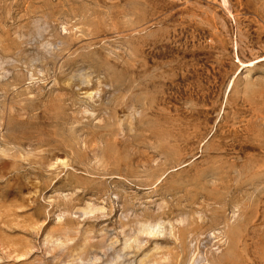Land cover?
Here are the masks:
<instances>
[{
  "label": "rangeland",
  "instance_id": "rangeland-1",
  "mask_svg": "<svg viewBox=\"0 0 264 264\" xmlns=\"http://www.w3.org/2000/svg\"><path fill=\"white\" fill-rule=\"evenodd\" d=\"M190 258L264 264V0H0V264Z\"/></svg>",
  "mask_w": 264,
  "mask_h": 264
},
{
  "label": "bare ground",
  "instance_id": "bare-ground-1",
  "mask_svg": "<svg viewBox=\"0 0 264 264\" xmlns=\"http://www.w3.org/2000/svg\"><path fill=\"white\" fill-rule=\"evenodd\" d=\"M88 95V94H87ZM89 96H90V94H89ZM193 222V221H192ZM137 224L139 225V223L137 222ZM164 224V223H163ZM137 225V226H138ZM165 225V224H164ZM134 226V225H133ZM140 226V227H139ZM138 226V230H137V232H136V234H135V232H130V233H132L133 235H132V238H129V239H131V241L133 240V241H137L136 239L138 238V235L140 236V234H145V235H149V236H153V237H156V236H160V235H162L163 234V231H162V229L163 228H161V222H159V221H157V222H155V220H153V219H150V220H145V222L143 223H140V225ZM199 226V225H198ZM197 226V227H198ZM133 228V227H132ZM135 228H137V227H135ZM202 229V228H201ZM200 229V230H201ZM136 230V229H135ZM134 230V231H135ZM132 231V230H131ZM129 232V231H128ZM192 232H193V230H192ZM185 233V232H184ZM190 233V232H189ZM127 234V233H126ZM201 234V233H200ZM195 235V234H194ZM198 235H199V233H198ZM236 235V234H235ZM128 236H129V234H128ZM192 237V236H191ZM197 237V236H196ZM195 237V238H196ZM193 238V237H192ZM129 239L127 238V240L125 241V243H124V247L125 248H127V243H128V241H129ZM196 240V239H195ZM124 241V240H123ZM132 241V242H133ZM186 241V240H185ZM191 241V240H190ZM134 242V243H135ZM130 243V242H129ZM137 244V243H136ZM136 244H135V247H136ZM109 245V244H108ZM100 246V245H99ZM131 246H133V245H131ZM230 247V246H229ZM110 248V247H109ZM128 248H130V245H128ZM138 248V247H137ZM105 250V249H104ZM124 250V249H123ZM100 251V250H99ZM114 251V250H113ZM121 252H122V250H121ZM120 252V253H121ZM71 254V253H70ZM122 254V253H121ZM83 255V254H82ZM99 255V254H98ZM118 255H119V253H118ZM193 255H195V254H193ZM192 255V256H193ZM73 256V255H72ZM125 256V255H124ZM227 257H229V255L227 254L226 255ZM83 257V256H82ZM89 257V256H88ZM116 257V256H115ZM194 257V256H193ZM193 257H191V258H193ZM124 258V257H123ZM147 258V257H146ZM190 258V259H191ZM198 258V257H197ZM200 258V257H199ZM223 258H226V257H223ZM74 259H80L79 257L78 258H75V256H74ZM117 259V258H116ZM189 259V260H190ZM212 259H214V258H212ZM227 259H229V258H227ZM227 259H222V260H220L219 261V263H215V264H226V261L225 260H227ZM77 260H75L73 263H75ZM82 260V259H81ZM92 260V259H91ZM96 260V259H95ZM104 260V259H103ZM110 260V259H109ZM135 260V259H134ZM144 260V259H143ZM185 260V259H184ZM187 260V259H186ZM219 260V259H218ZM230 261H231V259H229ZM228 260V261H229ZM73 261V260H72ZM98 261V260H97ZM96 261V262H97ZM136 261V260H135ZM202 260H198V259H194V261H193V259H191V261L188 263V264H197V263H199V262H201ZM227 261V262H228ZM78 262V261H77ZM214 262H215V260H214ZM213 262V263H214ZM93 263H95V262H93ZM184 263H186V262H184ZM213 263H211V264H213ZM149 264H151V262L149 263ZM210 264V263H209Z\"/></svg>",
  "mask_w": 264,
  "mask_h": 264
}]
</instances>
